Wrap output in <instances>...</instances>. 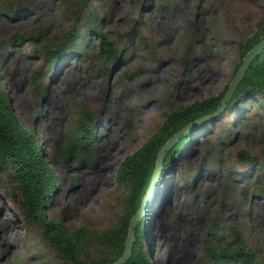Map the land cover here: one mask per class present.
I'll list each match as a JSON object with an SVG mask.
<instances>
[{
  "label": "rangeland",
  "instance_id": "obj_1",
  "mask_svg": "<svg viewBox=\"0 0 264 264\" xmlns=\"http://www.w3.org/2000/svg\"><path fill=\"white\" fill-rule=\"evenodd\" d=\"M262 20L264 0H0L2 88L56 179L45 216L68 233L88 230L83 259L101 256L93 233L124 216L130 187L118 182L120 163L167 114L228 89L239 44ZM100 31L117 59L89 48ZM241 150L254 159L241 160ZM21 202L0 160V264H72ZM148 210L155 264H210L206 247L237 249L238 232L264 264V94L193 135L163 167Z\"/></svg>",
  "mask_w": 264,
  "mask_h": 264
},
{
  "label": "trees",
  "instance_id": "obj_2",
  "mask_svg": "<svg viewBox=\"0 0 264 264\" xmlns=\"http://www.w3.org/2000/svg\"><path fill=\"white\" fill-rule=\"evenodd\" d=\"M258 27L259 30L255 36L239 44L240 63L236 67L234 76L246 54L264 39V20L258 24ZM97 35H99L98 44L89 42V48L95 49L97 47L99 53L111 61L117 59L118 52L114 43L101 31L97 32ZM225 92L226 90L219 96L195 102L167 114L162 129L149 138L140 149L127 156L120 163L117 170V179L121 185L130 187V194L120 223L114 228L100 233H93L95 240L102 248L101 256L97 258L83 259L80 255L82 242L86 233H88L87 229L81 228L68 233L60 221L50 220L45 216L46 203L51 200L52 194L57 188L56 179L53 177L34 135L23 126L19 117L13 111L2 88L1 79L0 160L9 164L17 177L22 193L21 206L25 214L39 223L44 237L59 256L72 264H112L124 254L130 221L147 194L159 151L170 138L187 124L215 112ZM250 93L264 94V50L251 62L226 109L216 119L231 110L232 107L237 106ZM210 122L212 123L213 120ZM210 122L197 126L172 146L164 160L163 166L165 169L176 160L177 154H180L189 144L190 138L200 133ZM80 127L83 131L82 137L89 138L87 136L89 135V126L81 122ZM239 158L245 162L254 159L244 150L239 152ZM149 211L147 210L146 215L137 225L132 255L125 264H155L151 250L145 247L148 240ZM236 236L239 242L237 249L206 247V252L212 260L210 264H254L257 261L255 255L246 249V242L244 239H240L239 232Z\"/></svg>",
  "mask_w": 264,
  "mask_h": 264
},
{
  "label": "water",
  "instance_id": "obj_3",
  "mask_svg": "<svg viewBox=\"0 0 264 264\" xmlns=\"http://www.w3.org/2000/svg\"><path fill=\"white\" fill-rule=\"evenodd\" d=\"M264 50V39L261 40L257 45H255L243 58L242 64L239 67V70L237 71L236 75L232 79L231 83L228 86V89L225 92V95L218 106V108L215 110V112L205 115L195 121L190 122L187 124L184 128H182L178 133H176L170 140L161 148L159 151V154L157 156L156 161V167L152 176L151 184L147 190V194L144 197L140 207L136 211L135 215L132 217L129 225L128 235L125 242V250L122 257H120L117 261H115L112 264H125L132 255V249L134 245L135 235H136V228L138 223L143 219V217L146 215V212L149 207L150 199L153 194V191L155 189L156 183L158 181V178L160 177V174L163 170V164L165 157L168 153V151L172 148V146L178 142L183 136L190 133L193 129H195L197 126L204 124L206 122H210L212 120H215L219 115H221L224 110L227 107V104L231 100L237 86L243 79L246 70L248 69L251 62L254 60V58Z\"/></svg>",
  "mask_w": 264,
  "mask_h": 264
},
{
  "label": "bare ground",
  "instance_id": "obj_4",
  "mask_svg": "<svg viewBox=\"0 0 264 264\" xmlns=\"http://www.w3.org/2000/svg\"><path fill=\"white\" fill-rule=\"evenodd\" d=\"M53 20H54V17H50V18H48V20L46 21L48 24L49 23H52L53 22ZM123 116H129L128 114L127 115H123ZM130 117L132 118V120L134 121V123L135 122H137V120H138V118H135V117H133L132 115H130ZM15 234L17 235V231H15ZM16 235H15V237H16ZM7 238H8V236H6ZM10 237V236H9ZM8 239H11V237L10 238H8ZM17 244V243H16Z\"/></svg>",
  "mask_w": 264,
  "mask_h": 264
}]
</instances>
